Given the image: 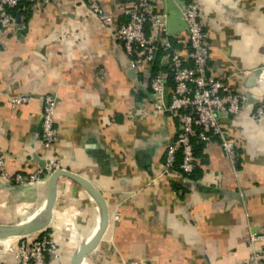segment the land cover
Here are the masks:
<instances>
[{
    "label": "crops",
    "instance_id": "0c3cea01",
    "mask_svg": "<svg viewBox=\"0 0 264 264\" xmlns=\"http://www.w3.org/2000/svg\"><path fill=\"white\" fill-rule=\"evenodd\" d=\"M132 1L101 0L115 17L111 27L82 0H49L14 10V23L0 37L5 169L27 177L51 155L61 168L100 189L109 226L82 264H244L254 248L251 233L264 227V117L254 116L255 101L264 97V72L251 84V71L264 66V0H198L210 33L211 71L253 103L222 118L239 145L237 168L215 139L198 159L201 177L189 179V185L181 183L178 170L164 172L178 123L172 113L157 110L150 88L152 73L163 65L157 60L135 73L115 35ZM188 1L159 4L169 34L180 37L187 57L183 9ZM49 93L58 99L57 138L50 152L41 141L43 97ZM22 95L33 98L13 107L11 99ZM48 178L36 185L0 179V224L33 219L45 203ZM117 211L120 220L115 222ZM99 223L95 199L74 180L61 177L44 231L56 240L60 255L48 264H71L73 253ZM16 240L0 239V264H20L10 251ZM255 248L264 252V241Z\"/></svg>",
    "mask_w": 264,
    "mask_h": 264
},
{
    "label": "built area",
    "instance_id": "2783aa9c",
    "mask_svg": "<svg viewBox=\"0 0 264 264\" xmlns=\"http://www.w3.org/2000/svg\"><path fill=\"white\" fill-rule=\"evenodd\" d=\"M44 5L49 0H0V37L14 23L13 10L24 2ZM99 20L111 27L115 17L105 11L101 0H82ZM161 0H133L124 11V20L114 29L118 42L129 58L130 68L141 74L146 66H154L160 60L164 66L174 71V87L168 86L163 71L153 72L150 88L155 96L157 110L172 113L179 121L177 135L167 147L164 158V172L170 173L179 163L181 182L189 181V176L197 168L193 138L206 145L218 139L225 155L237 168L239 145L225 130L223 114H237L250 96L243 92H234L231 87L217 78L211 71L210 33L205 27L202 5L198 0H189L183 9L187 23V39L190 55H183L181 48L174 47L171 38L180 41L179 36H171L167 27V14L159 11ZM256 69H253L254 75ZM264 66H262V73ZM260 74V76L262 75ZM257 78V80L260 78ZM33 97L22 95L11 99L13 107L28 103ZM58 99L49 93L43 97L41 141L47 151H51L57 138L56 114ZM256 118L264 117V97L255 101ZM41 167L29 176L21 173L11 174L5 169L4 155L0 153V179L8 183H28L36 185L45 177L61 169L60 164L49 155ZM114 221L120 220V212L114 214ZM10 251L20 264H48L49 259L59 257L60 248L49 234L18 237ZM264 241V227L250 235L253 251L244 264H264V252L255 248V244ZM127 264H152L147 261L133 260Z\"/></svg>",
    "mask_w": 264,
    "mask_h": 264
},
{
    "label": "water",
    "instance_id": "95a60500",
    "mask_svg": "<svg viewBox=\"0 0 264 264\" xmlns=\"http://www.w3.org/2000/svg\"><path fill=\"white\" fill-rule=\"evenodd\" d=\"M261 73L262 66L258 67L257 70H255L254 75H252V85L256 84L257 78ZM250 102L253 103V100L251 98ZM40 165L41 167H45V160H41ZM61 177H68L81 185L95 199L100 208V223L97 231L90 239L79 245L72 256L71 264H82L86 253L96 246V244L99 242V240H101L104 232L108 228L110 215L105 197L100 189H98L94 185V183H92L83 175L70 171L68 169H57L50 174L48 178L47 196L45 203L41 208V211L33 219L14 225L0 224V239L24 237L35 233H41L46 230L52 219L57 196V186ZM181 183L184 185L190 184L189 181Z\"/></svg>",
    "mask_w": 264,
    "mask_h": 264
},
{
    "label": "trees",
    "instance_id": "16d2710c",
    "mask_svg": "<svg viewBox=\"0 0 264 264\" xmlns=\"http://www.w3.org/2000/svg\"><path fill=\"white\" fill-rule=\"evenodd\" d=\"M31 4L32 3L26 1V2H24L22 4H20V6L31 5ZM14 10H13V13H14ZM171 40L173 42L174 47H179V48L182 47V44H181V42L179 40H177L175 38H171ZM188 51L190 53V45H189ZM157 65H158V63H157ZM160 70L161 71H165V72L168 73V75L166 76L167 79H168V86H169L170 89H172L174 87V71L169 66H165L164 65L161 68H157V70H155V72H158ZM176 121H177V123L179 125V121L177 119H176ZM193 143H194V154H195V158L197 160V164L198 165H197V168L195 169V171L189 176V178L192 179V180H198L201 177V171H202L201 170V161H199L198 159H200L201 155H203V151H204V149L206 147V143L198 140L197 138H193ZM180 161H181V157L179 156L177 166L175 167V169L178 170L179 172H181L180 168H179ZM179 187L180 186L178 184L174 185V189L175 190H179Z\"/></svg>",
    "mask_w": 264,
    "mask_h": 264
},
{
    "label": "rangeland",
    "instance_id": "374dc122",
    "mask_svg": "<svg viewBox=\"0 0 264 264\" xmlns=\"http://www.w3.org/2000/svg\"><path fill=\"white\" fill-rule=\"evenodd\" d=\"M17 239V238H16Z\"/></svg>",
    "mask_w": 264,
    "mask_h": 264
}]
</instances>
